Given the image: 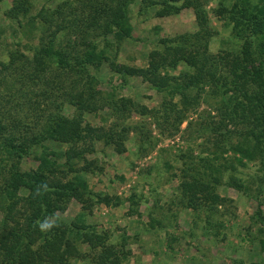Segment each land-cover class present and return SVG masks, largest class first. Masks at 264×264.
<instances>
[{"label": "rangeland", "instance_id": "rangeland-1", "mask_svg": "<svg viewBox=\"0 0 264 264\" xmlns=\"http://www.w3.org/2000/svg\"><path fill=\"white\" fill-rule=\"evenodd\" d=\"M116 1L31 0L28 13L17 17L7 12L13 0L0 1V118L8 130L24 132L28 139V152L21 157L20 166H37L41 147L30 146L31 139L39 135L48 112L62 109L69 116H80L95 132L115 128L123 134L122 152L94 133L77 143L84 157L73 161L88 188L107 194L111 202L88 197L82 208L80 201L71 197L65 210L57 211L60 221L72 220L82 209L85 221L107 233V243L123 248L121 264H264L259 244L264 236V154L244 158L243 164L236 161L238 153L230 143L240 140L252 124L240 113L231 117L226 112L234 105L237 91L225 92L227 88L218 80L187 90L184 101L169 86L153 84L148 73H121L104 60L98 67L87 65L95 77L94 96L81 107L72 103L78 93L87 95L90 77L74 59L86 43L94 41L105 47L109 60L116 64L147 69L151 51L164 53L179 34L197 29L191 6L159 14L162 0H128L131 36L115 41L110 33L103 38L101 24ZM182 1L168 0L176 5ZM233 1L205 3L213 32L208 39L212 54H240L242 34L248 29L237 35L230 12L218 13L221 5L228 8ZM94 4L107 12L96 13ZM247 37L254 44L259 40L254 34ZM49 42L63 51L70 66L60 64L54 56L42 58L38 48ZM155 58L158 72L167 73L169 80H174L172 76L180 80L183 72L191 70L182 59L171 66L166 63L168 57ZM42 59L43 69L38 63ZM223 66L218 63V72ZM229 94L231 101L226 100ZM112 96L129 97L136 108H113L109 103ZM166 105L178 113L165 109ZM144 107L146 113H142ZM44 144L46 150L68 146L54 139H46ZM57 160L62 178L71 177L74 172L66 166L65 157ZM206 160L223 169L216 187L226 199L214 209H193L180 201L179 180L188 164L204 165ZM228 161L235 169L223 167ZM5 174L6 169L0 167V193ZM230 174L242 182L240 189L229 185ZM26 195L27 190L21 187L12 204L0 194V238L11 237L25 227V215L30 212ZM77 246L89 250L79 241ZM86 253L83 258H71L72 264H90L95 253ZM1 257L0 264H4Z\"/></svg>", "mask_w": 264, "mask_h": 264}, {"label": "trees", "instance_id": "trees-1", "mask_svg": "<svg viewBox=\"0 0 264 264\" xmlns=\"http://www.w3.org/2000/svg\"><path fill=\"white\" fill-rule=\"evenodd\" d=\"M162 2L164 6L158 11L159 14L168 11L178 12L181 7L191 6L197 29L179 34L170 46L166 45L164 53L158 50L151 51L147 69L116 64L109 60L105 47H98L94 41L86 43L82 53L76 55L74 59L76 65L87 71L90 77L89 85L85 90L87 95L78 93L71 100L72 103L81 107L85 100L94 96L92 82L95 77L88 72L87 65L98 67L104 60H108L110 66L121 73L130 75L148 73L153 84L169 86L174 92L180 93L184 101L188 99L187 90L198 85L214 84L220 80L222 87L227 88L225 92H238L234 105L226 112L229 111L231 117L240 113L244 115V119H250L252 123L240 140L230 143L234 152L238 153L237 163L243 164L244 158L253 159L256 155L263 156L264 57L260 56L264 52V0L255 2L234 0L228 8L220 6L218 13L230 12L229 16L233 20L237 35H240L242 30L248 29L247 34H242L240 54L234 56L227 53L212 54L208 50V39L213 32L208 24L205 8L207 0H183L178 5L170 4L168 0H162ZM30 3L31 0H13L7 12L13 17L25 15L29 11ZM127 5L128 0H117L115 6L110 8L107 19L101 24L103 38L110 33L113 34L115 41L131 36ZM93 7L96 13L107 12V8L100 5L94 4ZM249 33L258 36L259 40L256 44L252 38L247 37ZM38 52L42 53V58L54 56L60 64L70 66L69 59L65 57L63 51L54 48L52 42L41 45ZM165 55L168 57L166 62L168 65L175 66L177 61L182 59L191 67V70L183 72L180 80L176 76H172L174 80H169L170 76L167 73L158 72V63H155L156 56L166 59ZM38 63L42 64V69L45 68L43 59L42 62L38 60ZM218 63L225 67L221 73L218 72ZM229 99L232 100L231 94L226 97V100ZM109 100L113 108H136L129 97L120 96L115 99L112 96ZM170 108H172L170 105L165 107L168 110ZM141 110H143L142 113L147 112L145 107ZM141 110L138 109L140 113ZM169 111L178 113L175 108ZM95 131L96 128L84 122L80 116H69L62 109L48 112L41 124L39 135L33 136L30 144V146L35 144L41 147L37 156L38 164L34 168L24 169L19 162L28 152V139L24 132L8 130L0 118V167L6 169L1 193L13 204L16 202L17 192L23 187L27 190L26 200L30 207V212L25 215V227L20 232H13L11 237L0 238V254L4 264H72L71 258H83L90 250L95 253L90 264H121L125 255L123 248L107 243V233L97 231L92 224L85 221V213L82 209L68 222L60 221L57 216V211L65 210L71 197L80 201L82 208L86 207L84 205L88 197H92L96 202L107 204L111 202L107 194L90 190L82 174L73 166L75 158L84 157L77 143L90 134L95 133L97 137H103L107 143H112L118 152L124 150L122 132L115 128L102 132ZM46 139L64 142L68 146L64 150H46L44 144ZM50 155H56V158H51ZM61 156L65 157L69 170L74 172L66 179L59 173L61 164L57 159ZM223 167L235 169L236 165L228 161V164H224ZM222 170L209 160H206L204 165L188 164L184 167L178 184L180 201L183 205L193 209L204 206L210 210L223 204L226 197L221 195L216 187L221 181ZM228 183L238 189L243 185L234 174L229 175ZM256 213L261 215L260 211ZM78 241L86 244L89 250H81L77 246ZM259 244L264 250V236L259 239Z\"/></svg>", "mask_w": 264, "mask_h": 264}, {"label": "clouds", "instance_id": "clouds-1", "mask_svg": "<svg viewBox=\"0 0 264 264\" xmlns=\"http://www.w3.org/2000/svg\"><path fill=\"white\" fill-rule=\"evenodd\" d=\"M42 227H43V225H42Z\"/></svg>", "mask_w": 264, "mask_h": 264}]
</instances>
